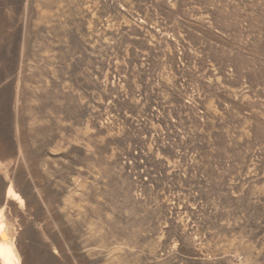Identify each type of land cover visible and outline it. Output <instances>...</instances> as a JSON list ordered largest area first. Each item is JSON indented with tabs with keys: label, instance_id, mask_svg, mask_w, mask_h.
Here are the masks:
<instances>
[{
	"label": "rangeland",
	"instance_id": "obj_1",
	"mask_svg": "<svg viewBox=\"0 0 264 264\" xmlns=\"http://www.w3.org/2000/svg\"><path fill=\"white\" fill-rule=\"evenodd\" d=\"M17 104L85 179L94 142L95 264H264V0H0V135Z\"/></svg>",
	"mask_w": 264,
	"mask_h": 264
},
{
	"label": "bare ground",
	"instance_id": "obj_2",
	"mask_svg": "<svg viewBox=\"0 0 264 264\" xmlns=\"http://www.w3.org/2000/svg\"><path fill=\"white\" fill-rule=\"evenodd\" d=\"M16 98H21L19 88ZM20 108L17 104L14 131L0 135V264H32L38 253L79 264L75 254L81 249L86 250L87 264H95L94 142L87 139L90 149L85 179L82 159L64 162L70 150L81 155L73 147L81 138L27 134L18 117ZM67 171L75 177L70 184L65 178ZM69 191L70 198L63 197ZM86 214L90 240L80 245L77 241Z\"/></svg>",
	"mask_w": 264,
	"mask_h": 264
}]
</instances>
